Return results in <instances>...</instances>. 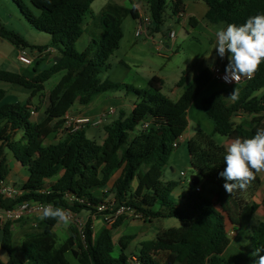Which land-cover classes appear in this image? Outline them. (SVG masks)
<instances>
[{
	"label": "trees",
	"instance_id": "1",
	"mask_svg": "<svg viewBox=\"0 0 264 264\" xmlns=\"http://www.w3.org/2000/svg\"><path fill=\"white\" fill-rule=\"evenodd\" d=\"M12 1L30 26L50 35L51 43L32 45L19 33L1 24L0 36L18 49L42 52L52 47L59 58L46 68L42 67L45 60L41 58L31 69L22 72L0 68V82L18 85L31 92L24 103H4L6 91L0 89V123L8 124L10 128L8 135H0V149L6 143L29 173L17 199H5L0 195V208L10 209L23 201H39L74 213L86 212L90 217L83 233L72 226V235L62 244L58 243L54 231L58 221L44 219L35 231L26 234L18 249L13 247V227L22 219L6 222L1 247L7 253V260L0 259V264H72L68 253L78 264H130V256L125 250L128 248L126 241L131 237L119 241V254L113 256L117 244L112 232L121 224L124 215L99 234L94 232L93 215L106 199L97 196L94 190L106 187L112 180L110 192L114 194L115 202L127 204L141 219L176 218L181 222L179 227L160 230L154 240L141 243L137 255L144 264H254L258 257H252L251 253L256 248H264V221L251 225L261 206L252 200L259 189L260 178L257 174L246 191L228 194L223 187L225 180L219 176L225 167V149L213 136L251 138L258 128L264 127L261 124L264 117V63L252 79L202 99L203 113L212 122L213 131L211 134L202 130L197 132L188 141V150L195 173L200 179L216 185L217 194L211 199L194 191L196 197L182 206L173 195L178 184L174 181L164 183L163 170L175 149L174 142L187 130L192 103L213 81L212 70L205 68L191 80L181 77L177 87L183 91L175 102L162 93L164 82L157 76L152 77L143 89L102 81L99 74L109 66L110 57L120 46L124 20L139 17L136 7L108 2L90 22L88 16L95 0H30L38 13L24 0ZM202 1L208 7L204 19L211 25H242L249 17L264 14V0ZM146 4L152 20L151 34L159 33L165 22L167 0H146ZM184 11L185 0H173L172 16ZM83 34L89 36L90 42L85 50L78 51L76 43ZM59 73L63 75L49 91L43 118L39 122L33 121L32 99L37 94L41 99L45 84ZM235 88L238 96L229 102L224 94L230 92L231 95ZM113 91L133 94L135 107L129 113L122 111L117 119L104 125L106 136L101 144L88 138L84 128L66 133L63 140L45 144V137L63 126L65 116L75 104L89 107L99 97ZM35 109L40 110V105ZM237 113H257L258 117L236 125L233 117ZM143 122H149V127L139 130ZM1 129L0 125V132ZM11 133L22 135L11 141ZM6 176V161L1 158L0 180ZM225 203L236 209L235 218L226 213ZM230 216L232 224L251 233L247 247L232 246L228 235ZM162 252L171 254L165 263L156 258Z\"/></svg>",
	"mask_w": 264,
	"mask_h": 264
},
{
	"label": "crops",
	"instance_id": "2",
	"mask_svg": "<svg viewBox=\"0 0 264 264\" xmlns=\"http://www.w3.org/2000/svg\"><path fill=\"white\" fill-rule=\"evenodd\" d=\"M30 1V0H29ZM96 1V0H95ZM111 1V0H108ZM108 3V2H107ZM106 3V4H107ZM116 3L128 6V7H136L139 11V13L142 11L141 3L139 0H124V2H120V0L116 1ZM94 4V3H93ZM92 4V5H93ZM105 4V5H106ZM104 5V6H105ZM102 8L99 9L101 11ZM92 7V6H91ZM208 10L207 5L202 1V0H185V11L183 12V15L181 17L177 16H172L173 26L170 27L169 32L166 31H161L159 33V41L160 45L158 46V49L160 50H169L172 48H176L177 46V41L181 37V40L187 45L193 46V54L188 61L186 65H184V68H178V69H172L171 71L167 70V66L165 68H160L156 67V65L151 61V65H153L154 69H149V71H143V72H137L140 75V80H133L132 82H125L126 78H122L120 80H111L108 76H106L105 80L113 81L116 83H126L133 85L136 88L143 89L141 86H139V83L143 82H148L152 77L157 76L160 79L163 80L164 84L165 83H171L174 84L177 91L173 92V95L175 99L177 100L181 94L183 89L177 87V83L181 79V77L185 76L189 80L193 79L195 76H197L203 69L209 68L212 69L216 64H218V55L216 53V50L213 49L215 45V31L220 28L226 27V25L223 24H217V25H211L209 24L205 19L204 16ZM135 20V19H134ZM136 24V23H135ZM124 24H122L123 28V38L120 42L119 48L115 51V55L117 56L118 59V64L126 68L128 70L136 69L138 67H141L143 63L147 62L146 56L143 53V49L139 47L135 42L131 43L126 40V35H127V30H125V27H123ZM163 28V27H162ZM178 28V29H177ZM29 33H32L30 29H27ZM170 31H175L176 36L175 38H171L169 36ZM152 37L154 38V34H151ZM86 38V44H89V39ZM25 39V38H24ZM84 39V34L83 36L79 39L78 43ZM26 40V39H25ZM27 41V40H26ZM28 42V41H27ZM29 43V42H28ZM32 44V43H30ZM88 44L85 46V48L88 46ZM142 44H147L146 41H143ZM32 45H38V44H32ZM48 44H42L38 46H45ZM204 45V50L201 49V47ZM15 70L18 72L25 71L29 68H31L35 62L41 58L49 61L51 58V61L49 62V65L53 64L56 60L59 58V54L57 51L49 47L48 49L43 50L40 52L39 49H31L27 48L29 53L32 51V53L35 54V56L31 55L32 58V64L31 65H24L18 60V48L15 47ZM159 50V51H160ZM113 54V55H114ZM112 55V56H113ZM211 55V59L206 60L205 57H208ZM111 58V57H110ZM10 60L7 57H0V68L7 63H9ZM211 65V67H210ZM106 67L105 69H108ZM102 80V81H105ZM216 81H212L207 88L203 91V95H201L200 98V105L197 106V114L196 117H198V122H194L193 118H191L190 114L193 110V107L196 103V100L192 103L189 111H188V127L185 133L182 135V140L185 139L189 141L191 138H193L197 132L200 130L205 131L208 134H211L213 131V124L207 123L204 118L206 116L203 113L202 110V99L210 96L216 91L222 90L220 85H223L221 83L216 82V84H220L218 86H213L212 84ZM224 86V85H223ZM235 86V85H234ZM52 87H46L45 85V90H44V95L43 97H47L49 95V91ZM231 88V87H230ZM229 87L225 86V89L227 90L230 89ZM28 90V89H27ZM11 91V90H10ZM15 94H18V90L13 91ZM206 92V93H205ZM30 90H28V95L30 96ZM205 94V95H204ZM8 95V91H6L5 97ZM20 95V93H19ZM29 96L27 97L26 101L28 100ZM40 94H37L38 99L35 101V97L32 99V106L30 107L31 110L34 111V114H32V119L34 121L35 117H39L40 113H43L44 109L46 108V105L41 107V109L37 112L35 109L37 106V101L40 99ZM227 96V94H226ZM5 97L2 102H4ZM135 97H129L128 95H123L122 97H117V96H112V95H102L99 97L96 102L89 106V107H84L79 105L78 103L73 106V108L68 112L69 115H81V116H87L92 119V121L95 122H101L100 125H87L84 127V129H92L91 132V137L92 140L97 141L98 143H102L103 140L105 139V132L102 134L100 131L101 129L104 130V125L111 123L113 120L117 119L120 116V113L122 111H126L129 113L134 107H135ZM24 103V102H23ZM199 111H202V115H200ZM205 116V117H204ZM209 120V119H208ZM2 126L0 135H8L10 133V128L8 124L5 123H0ZM206 126L208 131L204 130L203 127ZM57 132V131H56ZM54 132V133H56ZM99 132V133H98ZM21 133L19 134H13L11 133V141L13 140H18L21 137ZM52 135V134H51ZM50 137V136H49ZM48 137V138H49ZM229 138V140H233L235 138H239L237 136H224ZM47 138V139H48ZM214 138V136H213ZM98 139V140H97ZM215 140V139H214ZM1 144V143H0ZM224 149H226L225 145L220 144ZM178 148V147H177ZM2 151V154L0 155V159L4 158L6 161L7 165V176L5 177V182L6 184L19 191L21 193V186L23 183L28 179V171L27 169L22 166L20 162L16 160L14 157V154L11 152V150L6 146V143L3 144L2 148L0 149ZM168 165V164H167ZM170 169L173 172H175V168L170 166ZM258 177L260 178V186L259 189L257 190V194H264V172L258 173ZM113 185V180L108 183V185L104 188H97L94 190V193L99 196L106 198L105 200H114V194L111 191ZM201 188V192L199 194L203 195V187L198 185ZM194 188H191V190L187 194H180L179 192H176L174 195L175 198H177L178 203L182 206H185L193 197H196L194 194ZM107 192V193H105ZM191 192V194H190ZM217 191L215 189L211 190V193L215 197ZM175 193V191H174ZM207 197V196H206ZM213 197V198H214ZM212 198V199H213ZM264 198V196H263ZM215 199V198H214ZM234 207L231 205L229 206L227 203H225L224 210L230 213L233 218H235L236 214V209L234 212L232 211ZM86 213V212H85ZM40 214L41 213H31L24 217L19 223L20 225L17 227L16 224H14L13 227V247L15 249H18L21 247L23 240L25 239L26 234L35 231L38 228L39 223L42 221L40 219ZM84 215V212L80 213ZM229 217V238L231 239L232 246L236 248H241L238 245L241 242H248L250 240L251 233L249 232L248 229H240L236 224H232V217ZM256 216V215H255ZM163 219V218H161ZM93 227H94V232L95 234H99L103 229L111 227V225L106 224L102 218V216H96L93 219ZM140 222L137 221H132L129 217L124 215V218L119 226H117L113 230V238L115 240V243L117 244L116 247L120 248L119 241L124 240L126 237H131L129 241H126L128 243V248L130 244L133 243L134 249L131 250L130 254L128 256H131L132 254H138L141 249V243L145 241H151L156 238L157 233L162 230L163 228H159L157 231L154 230L153 223L155 221H159L160 219H153L152 221L150 220H144V219H137ZM178 220V219H177ZM59 227L61 231H64L67 233V238L66 240L72 235V226L71 224L65 225L63 223L58 222L55 227L54 231ZM2 229L3 225H0V259L2 260H7V253L2 249L1 247V241H2ZM65 240V241H66ZM64 241V242H65ZM62 244V243H61ZM238 244V245H237ZM162 254H166L169 258L171 257V254L169 252H162L160 253L156 258L159 261V257ZM68 258L72 262V259L69 257L70 253L67 254ZM160 262V261H159ZM72 264H74L72 262Z\"/></svg>",
	"mask_w": 264,
	"mask_h": 264
},
{
	"label": "rangeland",
	"instance_id": "3",
	"mask_svg": "<svg viewBox=\"0 0 264 264\" xmlns=\"http://www.w3.org/2000/svg\"><path fill=\"white\" fill-rule=\"evenodd\" d=\"M26 5L35 13H38V10L30 3L29 0H24ZM117 0H96L94 4L91 7V14L88 16V21H93L94 18L98 16V13L100 12L99 9L102 8L107 2H116ZM119 1V0H118ZM141 3V7L143 10H146L147 4L146 0H139ZM120 2H124V0H120ZM172 5H173V0H167V6H166V12H165V22L162 28V31L169 32V29L171 26H173V20H172ZM97 23L96 19L94 21V25ZM136 20H134L131 17H128L124 20L123 22V27H125V30H127V35H126V40L128 42H135L139 47L143 49V53L146 56L147 62L143 63L141 67H138L136 69L128 70L126 68L121 67L118 64V59L117 56L114 54L111 56V58L108 61L109 68L108 69H103L102 72L99 74V77L101 80H105L106 76H108L111 80H120L122 78H126L125 82H132L133 80H140V75L137 72H143V71H149V69H154L153 65L155 64L156 67L160 68H165L167 66V70L171 71L172 69H178V68H184V65L188 63L190 60L191 56L193 54V46L189 45L187 46L182 40L181 37L177 41V46L176 48L172 49H167V50H160L158 49V46L160 45L159 41V34L154 33V38H146L145 36L142 37H135V28H136ZM0 24L8 29L14 30L15 32L19 33L23 38H25L29 43L32 44H50L51 43V37L48 34L42 33L37 31L35 28L30 26V24L27 22L26 18L23 16L22 12L18 8L17 4H15L12 0H0ZM96 26V25H95ZM27 29H30L32 33H29ZM178 29V28H177ZM98 30V29H97ZM96 30V31H97ZM89 39V36L87 34H84V39H82L79 43H76V49L78 51H83L85 50L86 44V38ZM143 41H146L147 44H142ZM90 42V39H89ZM202 50H204V45L201 47ZM15 48L14 45H12L9 41L5 40L0 36V57H7L9 58L10 62L7 63L2 67V69L5 70H10L14 71L15 70ZM30 54L35 56L32 51H30ZM51 61V58L46 60V62L43 63L42 67H48L49 62ZM151 61H153V65H151ZM32 68V67H31ZM29 68V69H31ZM63 73L56 74L51 80H49L45 85L46 87H53L62 77ZM118 82V81H116ZM126 84V83H124ZM148 85V82H143L139 83V86L142 88H146ZM213 86H218L220 84H216L214 82L212 84ZM177 86V85H176ZM219 87L225 89V86L220 85ZM0 89H3L5 91H8V95L5 97L4 103H10V102H26L28 95V90L18 86V85H13L5 82H0ZM11 90V91H10ZM18 90L19 93L15 94L13 91ZM174 84L171 83H165L163 86L162 93L168 97L171 101L175 102L176 99L173 95V92L177 91ZM220 90V91H222ZM206 93V92H205ZM106 95H112V96H117V97H122L125 95V92L122 91H113V92H107L105 93ZM104 94V95H105ZM227 100L229 102L232 101V98H230V92L227 93ZM203 95V93L201 94ZM200 95V97H201ZM205 95V94H204ZM226 95V94H224ZM129 97H135L133 94H128ZM40 97V96H39ZM38 98L35 97V101ZM40 99V98H39ZM200 98L198 97L196 100V103L193 107V110L190 114L191 118H193L194 122H198V117H196V110L198 109L197 106L200 105ZM48 103V98L47 97H41L39 101H37V105H40V107H43ZM39 110H37L38 112ZM200 115H202V111H199ZM257 114V113H256ZM252 114V115H245L244 113H237L233 117V121L235 124H239L244 120H250L252 117H258V115ZM259 114V113H258ZM260 115V114H259ZM33 116V115H32ZM43 113H40L39 117H35L34 121L39 122L43 118ZM263 116V115H262ZM205 117V116H204ZM207 123L212 122L208 120L207 118H204ZM101 124V123H100ZM99 124V125H100ZM264 125V117H263V122L261 123ZM260 124V125H261ZM204 130L208 131L207 127H203ZM102 134H104V130H100ZM91 132L92 129L88 128L86 129V134L87 137L92 139L91 137ZM99 133V132H98ZM52 134V135H51ZM50 136V137H49ZM66 134L59 129L56 133L52 132L48 134L45 137V144H52L55 142H58L59 140H63L65 138ZM49 137V138H48ZM48 138V139H47ZM214 139L217 143L226 145L231 141L229 138L215 134ZM98 140V139H97ZM170 166L175 168V172L172 173ZM181 172L186 173V177H182L180 175ZM196 174L195 170L191 166L190 162V155H189V150H188V141L183 139L179 141L178 148H175L173 150V153L169 159L168 165L164 168L163 170V177L162 181L164 183L169 182V181H174L178 184L177 188L175 189V193L179 192L180 194L184 193L187 194L191 188H195L193 185L189 183L190 176ZM200 185L203 187V195L207 196L209 198H213V194L211 193L212 189H217L216 185L212 184L211 182L201 178L200 179ZM264 194H257L255 197L252 198V200L258 202L261 204L258 212L256 213V216L254 217V220L251 222V225H255L256 222L262 220L264 221V205L262 204ZM233 209V208H232ZM234 212V209L232 210ZM83 216V214H81ZM84 215L86 216L87 213L84 212ZM129 217L132 221H137L136 218L131 216L130 214L125 215ZM71 226L75 225L71 223ZM17 227L20 225L19 222L16 223ZM181 225V222L177 220L176 218H163L160 219L159 221H155L153 223L154 230H158L159 228H171V227H179ZM76 228V227H75ZM162 229V230H163ZM56 236L58 243L61 244L63 243L66 238H67V233L64 231H61L59 227L55 230ZM238 245V244H237ZM249 245L248 242H241L238 246L241 248L247 247ZM134 249L133 243L130 244L129 248L125 250V253L127 255L130 254L131 250ZM119 254V248H115L113 251V256H117ZM68 257V255H67ZM69 257L72 259V262L74 264H78L75 258L70 254ZM169 257L166 254H162L159 257L160 263H165L168 261Z\"/></svg>",
	"mask_w": 264,
	"mask_h": 264
},
{
	"label": "clouds",
	"instance_id": "4",
	"mask_svg": "<svg viewBox=\"0 0 264 264\" xmlns=\"http://www.w3.org/2000/svg\"><path fill=\"white\" fill-rule=\"evenodd\" d=\"M217 55L223 59L227 55L228 64L222 79L226 83H239L242 79H252L264 63V14L249 17L242 25L229 23L214 33ZM211 59V55L205 57ZM211 67V65H210ZM238 89L229 96L236 99ZM224 170L219 176L224 178L225 191L232 195L236 191H246L255 181L258 173L264 172V127L258 128L251 138H235L225 149ZM40 219H54L65 225L71 222V213L51 203L41 206ZM264 248H256L251 256L257 258L254 264H264Z\"/></svg>",
	"mask_w": 264,
	"mask_h": 264
},
{
	"label": "built area",
	"instance_id": "5",
	"mask_svg": "<svg viewBox=\"0 0 264 264\" xmlns=\"http://www.w3.org/2000/svg\"><path fill=\"white\" fill-rule=\"evenodd\" d=\"M142 11L139 13V17L136 19V28H135V37L139 38L142 36H145L146 38L152 37L151 35V26H152V20L149 12L146 10L141 9ZM183 13H179L177 17H181ZM169 36L171 38H175L176 32L170 31ZM160 50V48H159ZM217 53V52H216ZM18 60L24 64V65H31L32 64V58L30 56V53L28 49L26 48H19L18 49ZM228 64L227 55L221 59L218 56V64H216L211 70H212V79L213 81H216L218 83L223 84L224 86H233L236 85V82L226 83L222 77L225 74V68ZM247 78L242 79L239 83H242ZM32 114H34V111H31ZM101 122H93L90 117L87 116H81V115H69L67 114L65 116V122L63 126L60 128L61 131L66 133H73L79 129H82L86 127L87 125H99ZM149 122H143L139 126V130L146 129L149 127ZM182 140V136H180L173 144L175 148L178 147L179 141ZM180 175L182 177H186L185 172H181ZM189 183L190 179H189ZM194 190L196 193L201 192V188L196 185L194 186ZM20 192L9 187L5 180H0V195L3 196L5 199L14 200L17 199ZM49 203L39 202V201H23L18 203L15 207L10 209H3L0 208V225H4L8 221H16L23 219L27 215L37 212L41 213V206L47 205ZM52 204V203H51ZM53 205V204H52ZM54 206V205H53ZM71 213V223L75 225V227L78 229L80 233H83L86 223L88 221V218L90 217V214L87 213V215H81L80 213H74L70 211ZM130 214L136 219H141V216L136 213V211L128 206L125 203L117 204L115 200H105L103 203H100L97 206V212L93 215V218L96 216H102L104 222L106 224L112 225L114 222L117 221L119 217L122 215H128ZM130 264H144L139 256L137 254H132L129 257Z\"/></svg>",
	"mask_w": 264,
	"mask_h": 264
},
{
	"label": "water",
	"instance_id": "6",
	"mask_svg": "<svg viewBox=\"0 0 264 264\" xmlns=\"http://www.w3.org/2000/svg\"><path fill=\"white\" fill-rule=\"evenodd\" d=\"M190 182H191V184H192L193 186L198 185L199 182H200V178H199V176H198L197 174H193V175H191V176H190Z\"/></svg>",
	"mask_w": 264,
	"mask_h": 264
}]
</instances>
